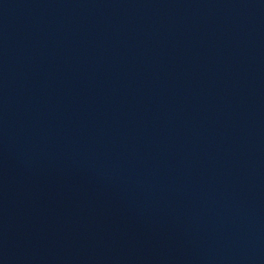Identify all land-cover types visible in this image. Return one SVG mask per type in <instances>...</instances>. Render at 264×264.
Here are the masks:
<instances>
[{
  "label": "water",
  "instance_id": "obj_1",
  "mask_svg": "<svg viewBox=\"0 0 264 264\" xmlns=\"http://www.w3.org/2000/svg\"><path fill=\"white\" fill-rule=\"evenodd\" d=\"M0 264H264V0H0Z\"/></svg>",
  "mask_w": 264,
  "mask_h": 264
}]
</instances>
